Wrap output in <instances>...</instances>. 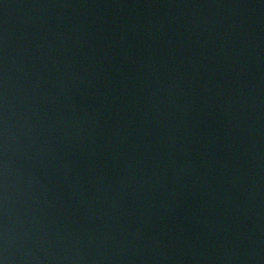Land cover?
Instances as JSON below:
<instances>
[{
  "label": "water",
  "instance_id": "obj_1",
  "mask_svg": "<svg viewBox=\"0 0 264 264\" xmlns=\"http://www.w3.org/2000/svg\"><path fill=\"white\" fill-rule=\"evenodd\" d=\"M0 264H264V0H0Z\"/></svg>",
  "mask_w": 264,
  "mask_h": 264
}]
</instances>
